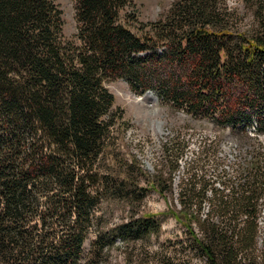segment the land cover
Wrapping results in <instances>:
<instances>
[{
	"label": "trees",
	"instance_id": "16d2710c",
	"mask_svg": "<svg viewBox=\"0 0 264 264\" xmlns=\"http://www.w3.org/2000/svg\"><path fill=\"white\" fill-rule=\"evenodd\" d=\"M129 4L76 0L68 38L55 0H0V264H114L117 234L128 248L161 230L155 214L140 213L152 191L203 264H264L260 148L215 177L196 161L175 187L189 140L169 134L159 168L146 170L122 153L107 87L124 77L188 114L264 132V0H245L246 29L227 0H173L139 33L121 16ZM110 200L126 212L112 229Z\"/></svg>",
	"mask_w": 264,
	"mask_h": 264
},
{
	"label": "rangeland",
	"instance_id": "374dc122",
	"mask_svg": "<svg viewBox=\"0 0 264 264\" xmlns=\"http://www.w3.org/2000/svg\"><path fill=\"white\" fill-rule=\"evenodd\" d=\"M173 0H129V5L121 14L128 20V26L136 33L144 23L160 18L171 6ZM63 12V34L70 38L77 32L76 0H55ZM228 5L239 10L243 15L241 29L252 23V16L247 13L245 0H227ZM136 16L138 21H134ZM161 50L163 47L160 48ZM158 50L161 53V50ZM115 96V108L122 117L118 119L116 138L125 156L136 154L146 170L154 172L160 166L162 141L172 132H179L181 138L189 140L184 157L181 160L179 176L186 171V166L198 162L200 171H207L208 176L215 177L221 169L236 165L260 148L264 162V132L257 133L253 126L244 131L231 126L215 124L212 117L188 114L179 106H172L161 98L157 89H148L143 94L134 91V87L124 77L107 83ZM153 93L150 96L147 92ZM156 97V98H155ZM206 152H208L206 154ZM218 183V181H216ZM167 199L155 191L150 192L142 205L140 213H152L161 223V230L146 241L132 243L128 248L117 234L115 249L112 251V262L124 264L125 254L133 253L132 264H158L161 259L171 258L185 260L191 264H203L204 259L190 245L182 225L172 216L162 213L167 210ZM107 211L104 224L112 229L125 218L126 212L116 200H110L105 206ZM261 239L264 240V210ZM95 235L91 234L86 246L89 247Z\"/></svg>",
	"mask_w": 264,
	"mask_h": 264
},
{
	"label": "water",
	"instance_id": "95a60500",
	"mask_svg": "<svg viewBox=\"0 0 264 264\" xmlns=\"http://www.w3.org/2000/svg\"><path fill=\"white\" fill-rule=\"evenodd\" d=\"M150 96H153V93H151V92H147ZM156 98V97H155Z\"/></svg>",
	"mask_w": 264,
	"mask_h": 264
}]
</instances>
